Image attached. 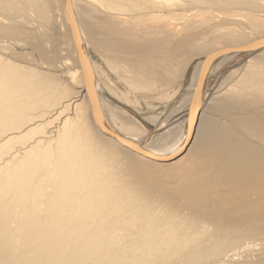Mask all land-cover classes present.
I'll return each instance as SVG.
<instances>
[{
    "label": "bare ground",
    "instance_id": "obj_1",
    "mask_svg": "<svg viewBox=\"0 0 264 264\" xmlns=\"http://www.w3.org/2000/svg\"><path fill=\"white\" fill-rule=\"evenodd\" d=\"M25 30L57 72L12 60ZM261 41L264 0H0V264H264ZM155 74L182 95L153 130L121 88ZM171 152L178 184L144 180Z\"/></svg>",
    "mask_w": 264,
    "mask_h": 264
},
{
    "label": "rangeland",
    "instance_id": "obj_2",
    "mask_svg": "<svg viewBox=\"0 0 264 264\" xmlns=\"http://www.w3.org/2000/svg\"><path fill=\"white\" fill-rule=\"evenodd\" d=\"M24 35L25 39H17L16 37L12 42L10 43V52L9 54L16 59H12L14 62L19 63V64H26L30 67H33L37 70L40 71H50V72H57V70H48L47 67L48 65L51 64H61L64 60V51H60V44L59 43H54L50 42L48 39L47 40H40V37L37 35L35 37H32L31 32L28 30ZM19 34L15 35L18 36ZM53 44L54 46H52ZM20 47H19V46ZM26 46V49H24ZM52 46V47H51ZM54 48V49H53ZM90 53H92V50H89ZM197 55H195L196 57ZM199 56V55H198ZM193 58L194 60L191 59V56L189 59H191L190 64H194L196 61L200 60L199 57ZM201 58V57H200ZM23 60V62H22ZM196 60V61H195ZM26 61V62H25ZM195 61V62H194ZM29 62V64H28ZM186 62H189V60ZM44 66V67H43ZM60 69V68H59ZM65 76V75H64ZM128 82L134 78V75L128 74ZM158 76V78L156 77ZM160 75H154L157 79V82L155 79H152V86L149 87L150 85H143L141 87L142 90L139 88L137 90L134 89V85H129V83L124 82L121 88L122 92V97H123V110L126 112L128 119L135 122L137 125H145V128L149 129H158L161 126H159L158 123L154 121V119L158 120V118L161 120V118L168 114L172 110L174 106H176V103L180 100L182 92L176 93V95L171 94L170 90L167 88H164V83L169 82L171 80L170 75H163L162 77ZM172 77V76H171ZM181 80V79H180ZM179 80V81H180ZM61 81V80H60ZM63 82V80H62ZM182 83H186L187 80H182ZM171 83V81H170ZM68 88L70 87L73 89L75 86L67 83ZM139 90V91H138ZM68 93V90H67ZM66 93V94H67ZM64 94V96H66ZM64 96H61L59 99H62ZM119 100V92L115 100H112V103L115 104L116 101ZM252 99L247 97L245 98V101L249 102ZM122 103V104H123ZM248 105V104H247ZM247 105L246 108H247ZM136 109V112L133 110V108ZM127 107V108H126ZM119 108V107H118ZM126 110V111H125ZM138 111V112H137ZM240 114V118L242 119L246 115V111L238 112ZM125 115V114H124ZM135 116V119L133 116ZM158 116V117H157ZM149 117V118H148ZM148 120H146V119ZM151 119V120H150ZM153 119V120H152ZM137 120V121H136ZM159 120V121H160ZM151 121V122H150ZM139 125V126H140ZM234 126V132L238 133L240 135H244L243 133H246V131L243 128H240L238 125H233ZM146 135L147 133H143ZM173 152L168 153V154H162V155H157L155 160L158 162L150 163L142 168V174L144 175V180L150 181L153 185H161V186H166V182L169 183V185H176L178 183L170 184V182L175 181L178 175L180 174V169L184 167L186 161H187V156L184 158H179V159H169L170 157L173 156ZM164 160H172L170 162H160ZM175 179H174V178ZM173 178V179H172ZM178 182V181H177ZM183 181L180 182V184ZM165 183V184H164ZM186 183V182H183ZM177 189V188H176ZM220 193V192H219ZM172 194V193H171ZM178 195L177 193H175ZM173 195V194H172ZM218 196V195H217ZM171 200L172 198L175 200L179 199L178 196L177 199L174 197L170 196ZM173 201V203H174ZM178 202L180 200H177ZM177 201H175L177 203ZM224 201V200H223Z\"/></svg>",
    "mask_w": 264,
    "mask_h": 264
},
{
    "label": "water",
    "instance_id": "obj_3",
    "mask_svg": "<svg viewBox=\"0 0 264 264\" xmlns=\"http://www.w3.org/2000/svg\"><path fill=\"white\" fill-rule=\"evenodd\" d=\"M263 47H264V41H261L259 43L254 44V45H251V47H249V48H243V49H248V50H252V51L255 50L256 51V50H258L260 48H263ZM78 51L80 53V58H81L83 66H84L85 84H86V86L90 87V80H89V76H88V73H87L86 55H85V52L82 49V46H80L79 43H78ZM89 99L91 101V107H92L93 112H94V117L98 121V127H100V129H102V131H104L105 133L113 135L112 133H109L108 131H106L105 128H103L102 125L100 124V120H99L100 119V115L98 113L97 100H95V96H94V94L92 93L91 90H90ZM115 137H117V136H115ZM121 141L125 145H131V143H127L126 140H121Z\"/></svg>",
    "mask_w": 264,
    "mask_h": 264
}]
</instances>
